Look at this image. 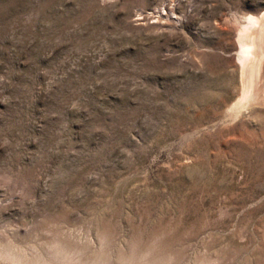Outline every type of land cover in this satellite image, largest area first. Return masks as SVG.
<instances>
[{"label":"rangeland","instance_id":"1","mask_svg":"<svg viewBox=\"0 0 264 264\" xmlns=\"http://www.w3.org/2000/svg\"><path fill=\"white\" fill-rule=\"evenodd\" d=\"M263 14L0 0V264H264V74L241 98L234 27Z\"/></svg>","mask_w":264,"mask_h":264},{"label":"bare ground","instance_id":"2","mask_svg":"<svg viewBox=\"0 0 264 264\" xmlns=\"http://www.w3.org/2000/svg\"><path fill=\"white\" fill-rule=\"evenodd\" d=\"M234 27L238 42L236 61L242 78L241 98H244L255 91L264 74V14L259 17L250 16L244 25L240 24ZM262 94L261 97H263ZM241 101L240 99L239 102L241 103Z\"/></svg>","mask_w":264,"mask_h":264}]
</instances>
